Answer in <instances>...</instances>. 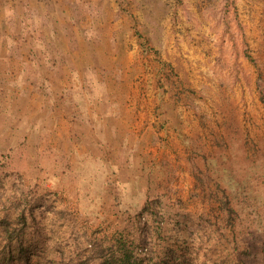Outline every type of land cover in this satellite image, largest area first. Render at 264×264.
<instances>
[{"label": "rangeland", "instance_id": "374dc122", "mask_svg": "<svg viewBox=\"0 0 264 264\" xmlns=\"http://www.w3.org/2000/svg\"><path fill=\"white\" fill-rule=\"evenodd\" d=\"M123 244L264 264V0H0V264Z\"/></svg>", "mask_w": 264, "mask_h": 264}, {"label": "trees", "instance_id": "16d2710c", "mask_svg": "<svg viewBox=\"0 0 264 264\" xmlns=\"http://www.w3.org/2000/svg\"><path fill=\"white\" fill-rule=\"evenodd\" d=\"M246 253V252H245ZM237 262L235 264H246L243 258L238 257ZM173 256L166 258H152L149 261L152 264H176L175 261L172 262ZM56 264H61L57 262ZM99 264H148L145 259L138 257L134 253V249L130 248L126 244H123L120 250H115L114 252L111 250L108 257H105L104 260ZM201 264H205L202 262Z\"/></svg>", "mask_w": 264, "mask_h": 264}]
</instances>
